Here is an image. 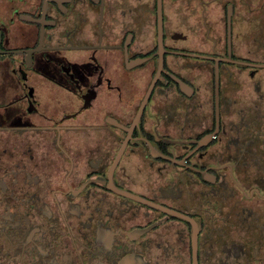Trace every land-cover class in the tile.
Returning a JSON list of instances; mask_svg holds the SVG:
<instances>
[{
  "label": "flooded vegetation",
  "instance_id": "af4514ba",
  "mask_svg": "<svg viewBox=\"0 0 264 264\" xmlns=\"http://www.w3.org/2000/svg\"><path fill=\"white\" fill-rule=\"evenodd\" d=\"M0 264H264V0H0Z\"/></svg>",
  "mask_w": 264,
  "mask_h": 264
},
{
  "label": "water",
  "instance_id": "95a60500",
  "mask_svg": "<svg viewBox=\"0 0 264 264\" xmlns=\"http://www.w3.org/2000/svg\"><path fill=\"white\" fill-rule=\"evenodd\" d=\"M160 28H161V30H162V26H161ZM160 41H161V45H162V36H161V39H160Z\"/></svg>",
  "mask_w": 264,
  "mask_h": 264
}]
</instances>
